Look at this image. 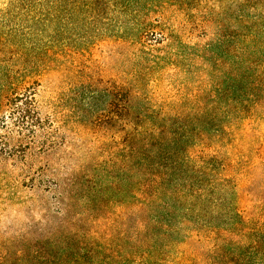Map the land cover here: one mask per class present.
<instances>
[{"label": "rangeland", "instance_id": "374dc122", "mask_svg": "<svg viewBox=\"0 0 264 264\" xmlns=\"http://www.w3.org/2000/svg\"><path fill=\"white\" fill-rule=\"evenodd\" d=\"M0 264H264V0H0Z\"/></svg>", "mask_w": 264, "mask_h": 264}, {"label": "trees", "instance_id": "16d2710c", "mask_svg": "<svg viewBox=\"0 0 264 264\" xmlns=\"http://www.w3.org/2000/svg\"><path fill=\"white\" fill-rule=\"evenodd\" d=\"M98 93L110 106L118 100V96L109 89L94 91V94ZM127 98L129 99V97ZM206 165L214 168V166H217V159L212 158ZM215 170L213 169V172ZM199 174H204L206 179L212 176L208 171H189V168H186L185 165H183V168L167 169L166 173L158 176L161 190L171 196L170 203L173 209L178 210L180 205L186 202L190 187L196 188L199 186Z\"/></svg>", "mask_w": 264, "mask_h": 264}]
</instances>
